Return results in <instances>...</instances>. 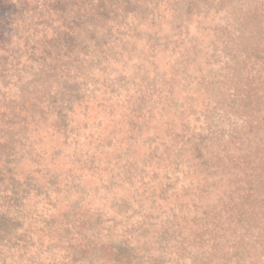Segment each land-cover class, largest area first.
<instances>
[{
	"label": "rangeland",
	"instance_id": "1",
	"mask_svg": "<svg viewBox=\"0 0 264 264\" xmlns=\"http://www.w3.org/2000/svg\"><path fill=\"white\" fill-rule=\"evenodd\" d=\"M58 1L0 0V264H264V0Z\"/></svg>",
	"mask_w": 264,
	"mask_h": 264
},
{
	"label": "trees",
	"instance_id": "2",
	"mask_svg": "<svg viewBox=\"0 0 264 264\" xmlns=\"http://www.w3.org/2000/svg\"><path fill=\"white\" fill-rule=\"evenodd\" d=\"M6 1H7V0H6ZM46 1L48 2V0H46ZM28 2H29V0H15V4H17L18 7L21 6V9H22V5H27ZM59 2H60V1L55 0V3H56L55 7L57 6V3H59ZM47 4H48V3H47ZM45 5H46V3H45ZM13 6H15V5H13Z\"/></svg>",
	"mask_w": 264,
	"mask_h": 264
}]
</instances>
